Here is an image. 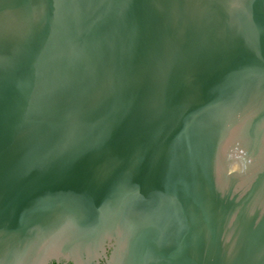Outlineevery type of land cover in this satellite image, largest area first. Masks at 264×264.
I'll use <instances>...</instances> for the list:
<instances>
[{
  "label": "water",
  "instance_id": "water-1",
  "mask_svg": "<svg viewBox=\"0 0 264 264\" xmlns=\"http://www.w3.org/2000/svg\"><path fill=\"white\" fill-rule=\"evenodd\" d=\"M264 264V0H0V264Z\"/></svg>",
  "mask_w": 264,
  "mask_h": 264
},
{
  "label": "trees",
  "instance_id": "trees-1",
  "mask_svg": "<svg viewBox=\"0 0 264 264\" xmlns=\"http://www.w3.org/2000/svg\"><path fill=\"white\" fill-rule=\"evenodd\" d=\"M115 249V239H107L105 252H101L98 257L100 264H111L112 254ZM37 264H74L69 256L64 253L52 252V254L46 258H43Z\"/></svg>",
  "mask_w": 264,
  "mask_h": 264
},
{
  "label": "flooded vegetation",
  "instance_id": "flooded-vegetation-1",
  "mask_svg": "<svg viewBox=\"0 0 264 264\" xmlns=\"http://www.w3.org/2000/svg\"><path fill=\"white\" fill-rule=\"evenodd\" d=\"M101 252L104 253V251L102 249H100L99 251H96L94 254L85 252V255H86L87 259H89V260H91L93 262V264H100L99 261H98V259L100 257H98V256L100 255ZM96 258H98V259H96ZM112 263H113V260L111 259V264Z\"/></svg>",
  "mask_w": 264,
  "mask_h": 264
}]
</instances>
